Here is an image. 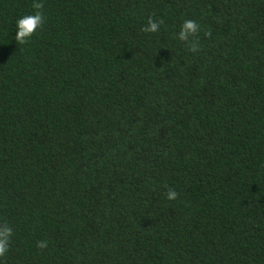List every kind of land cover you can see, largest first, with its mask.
I'll use <instances>...</instances> for the list:
<instances>
[{"label":"trees","instance_id":"trees-1","mask_svg":"<svg viewBox=\"0 0 264 264\" xmlns=\"http://www.w3.org/2000/svg\"><path fill=\"white\" fill-rule=\"evenodd\" d=\"M0 224V264H264V0H0Z\"/></svg>","mask_w":264,"mask_h":264},{"label":"clouds","instance_id":"clouds-1","mask_svg":"<svg viewBox=\"0 0 264 264\" xmlns=\"http://www.w3.org/2000/svg\"><path fill=\"white\" fill-rule=\"evenodd\" d=\"M42 5L37 2L34 4L36 11L20 15L15 20V34L13 39L18 44H25L33 35V33L41 26L43 23V14L38 9ZM159 29V22L154 21L151 17L147 20L143 31L146 33H155ZM200 30V26L195 20L185 19L180 27L179 31L176 33V37L183 42H186L190 46V51L196 52L199 49V42L195 39V34ZM177 197V193L173 190H168L166 192V198L168 200H174ZM12 236V229L7 224H0V258H3L9 248V241ZM39 248H46L47 241H39L37 244Z\"/></svg>","mask_w":264,"mask_h":264}]
</instances>
